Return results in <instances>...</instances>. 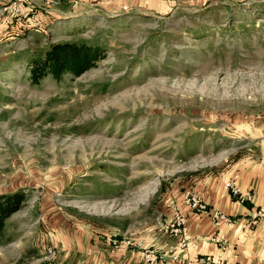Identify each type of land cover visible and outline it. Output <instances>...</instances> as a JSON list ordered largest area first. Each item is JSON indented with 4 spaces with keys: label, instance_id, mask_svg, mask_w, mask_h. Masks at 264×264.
<instances>
[{
    "label": "rangeland",
    "instance_id": "374dc122",
    "mask_svg": "<svg viewBox=\"0 0 264 264\" xmlns=\"http://www.w3.org/2000/svg\"><path fill=\"white\" fill-rule=\"evenodd\" d=\"M63 42L96 65L34 82ZM263 159L264 0H0V195H27L0 264L87 260L93 235L168 249L189 191Z\"/></svg>",
    "mask_w": 264,
    "mask_h": 264
},
{
    "label": "crops",
    "instance_id": "0c3cea01",
    "mask_svg": "<svg viewBox=\"0 0 264 264\" xmlns=\"http://www.w3.org/2000/svg\"><path fill=\"white\" fill-rule=\"evenodd\" d=\"M239 184L243 191L248 189L252 195L247 202H241L228 193L218 178L207 179L203 186L204 198L212 207L238 218V222L231 227L223 226L220 234L208 215L196 214L188 207L180 210L187 218L186 237L195 244L182 252L183 262L178 264H202L198 258L206 254L221 255L229 264H264V159L240 173ZM259 211L263 215L258 223L245 226L248 218ZM216 234L219 235L218 241L208 239ZM175 235L177 239L180 236ZM89 240L93 242L87 252V260L79 257L73 264H150L141 249L125 241L113 246L105 237L93 235ZM171 240L170 236L158 238L155 246L166 249Z\"/></svg>",
    "mask_w": 264,
    "mask_h": 264
},
{
    "label": "built area",
    "instance_id": "2783aa9c",
    "mask_svg": "<svg viewBox=\"0 0 264 264\" xmlns=\"http://www.w3.org/2000/svg\"><path fill=\"white\" fill-rule=\"evenodd\" d=\"M238 176L233 178L230 182L226 184V188L230 190L231 194L235 196L238 200L241 202H246L251 199V193L243 191L241 186L237 182ZM185 203L189 206V208L196 214H206L208 215L214 226L217 228L219 234L222 230L223 226H229L236 224L238 222V218L228 214L224 211H222L219 208L211 207L207 202L204 201V199L192 192H188L185 195ZM263 215L262 211H259L256 213V215L252 216L251 218H248V220L244 223L245 226H253L258 223L259 218ZM173 226L178 225L175 229V233L179 234L180 237L178 239V242L176 244H173L169 246L168 249H159V248H153L150 250H146L144 253V256L146 260L151 263H165V264H178L180 262H183V255L182 252L189 248L191 244H195V242H192L186 237L187 231H188V225H187V218L183 214H178L176 220L172 224ZM218 234L209 236L208 239L212 241H218ZM125 243L128 245H135L137 247H143L142 242H134L132 239L125 240ZM49 252L52 254L50 256H53V250L50 248ZM198 261L202 264H229L227 263L221 255L218 257L212 255V254H206L198 258ZM34 264H52L49 260L40 262V263H34Z\"/></svg>",
    "mask_w": 264,
    "mask_h": 264
},
{
    "label": "trees",
    "instance_id": "16d2710c",
    "mask_svg": "<svg viewBox=\"0 0 264 264\" xmlns=\"http://www.w3.org/2000/svg\"><path fill=\"white\" fill-rule=\"evenodd\" d=\"M99 56L98 49L86 44L55 43L42 59L34 61L32 79L39 82L47 75L55 78H61L66 73L81 75L96 65ZM26 199L27 195L22 190L0 195V235L7 220L22 207Z\"/></svg>",
    "mask_w": 264,
    "mask_h": 264
}]
</instances>
